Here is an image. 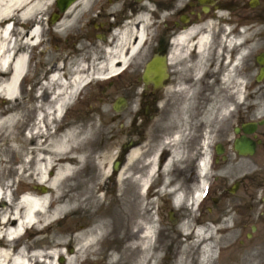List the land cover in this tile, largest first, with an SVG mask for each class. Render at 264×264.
I'll use <instances>...</instances> for the list:
<instances>
[{
	"label": "flooded vegetation",
	"instance_id": "obj_1",
	"mask_svg": "<svg viewBox=\"0 0 264 264\" xmlns=\"http://www.w3.org/2000/svg\"><path fill=\"white\" fill-rule=\"evenodd\" d=\"M65 1L21 0L0 15L11 55L25 57V80L57 72L64 81L91 83L63 107L60 131L103 120V106L113 111L121 99V164L139 148L130 173L144 178L146 161L156 156L151 192L182 188L186 209L176 220L224 238L213 264H224L223 255L231 260L225 264H264V64L257 62L264 53V0ZM200 25L209 30V44L198 67L184 47L189 39L180 38ZM226 33L235 42L227 48L221 42ZM122 35L124 61L116 59L109 72L103 66ZM23 99L21 107L31 112L49 104L48 98ZM176 158L187 173L172 163Z\"/></svg>",
	"mask_w": 264,
	"mask_h": 264
},
{
	"label": "bare ground",
	"instance_id": "obj_2",
	"mask_svg": "<svg viewBox=\"0 0 264 264\" xmlns=\"http://www.w3.org/2000/svg\"><path fill=\"white\" fill-rule=\"evenodd\" d=\"M19 1L21 0H0V15L7 14V12ZM134 33L137 34L140 40L142 32L139 30L134 31ZM126 38L127 35L118 37L120 44H118L116 50L111 52L113 57L109 58L105 64V68H107L109 72H114L116 70L114 63L116 59H120L121 62L124 61L121 45ZM191 38L192 40H190ZM180 40L183 43L188 40L184 47L187 50L190 49L191 51L194 49L196 51L197 59L195 66L199 67L208 49V28L205 25L192 27L182 34ZM221 41L225 46L234 45V41L231 38L227 39L225 36ZM11 49L8 32H0V98L4 99L2 101L3 103L5 101H15L18 98V91L21 88L20 80L25 73L26 64L24 55L12 56ZM134 49L135 46H130V50ZM24 78L26 77L24 76L23 79ZM46 79V82L41 84V88L47 93L46 96L49 99V104L45 105L46 107L43 110L33 115V125H35L36 133L30 137V140L36 141L37 146L44 148V150L36 151L35 155L31 152V158L25 162L28 164L33 160V169L29 171L28 165L25 164L20 167V173H26L25 177L33 178L39 184L52 187L56 192V188L65 179L75 173V167H73V165L82 162L83 156L75 152V149L68 148L67 141L65 140L68 136H71L73 132L75 133L77 128L69 129L65 132H58L57 135L51 136V134L47 133L48 128L42 130L43 123L50 125L54 120L61 117L63 107L74 93L82 89L85 85V80L75 78L69 82L64 81L58 76L57 72L49 74ZM40 96L41 94L38 97ZM20 109L22 108L11 110V112L6 107L0 108L1 142L11 139L10 136L15 125L23 124L25 120L28 121V116L24 118L19 116L18 113ZM14 111L16 113H14ZM81 130H85V128ZM26 137L28 138V136ZM43 137L45 139L41 141L40 139ZM111 150L110 147L107 148L106 157H102L96 162V166L99 169L100 180L96 189L97 193L102 185H106V179H109L114 173L111 166L114 156ZM14 153L20 157L25 156V154L15 146L9 149L8 156L10 157ZM139 154L140 149L137 147H133L127 153L124 164L116 173L115 179L119 186H122L128 181L130 177V168L138 163ZM155 162L156 156L147 161L149 167L148 178H150L154 172ZM205 167L206 159L204 158L200 163V168L204 171ZM148 178L143 179L137 176L133 178V180L140 183L141 196L149 183ZM121 193L123 195V192ZM122 195L119 194V196ZM200 198L201 192L199 190L194 198L195 202ZM13 199L11 183L8 182L3 189H0V264H31L32 256L28 254V250L32 245H29L25 240V229L35 228V232L40 234L45 227L50 226V224L58 220L62 215L68 213L69 210L74 212L77 211L79 207L76 205L69 208L68 205L63 204L57 206L53 211L48 212L49 198L47 194L26 192L20 195L14 203H12ZM184 200L183 195H178L175 198V203L179 204ZM3 204H6L5 208L2 207ZM123 204L127 206V221L125 224L126 244L124 251L131 257V262L129 264H155L157 247L151 242L155 235L156 223L152 213L147 208V203L141 205L138 208V212L135 206L129 205L124 199ZM99 216L97 220L98 224L95 228L90 230L81 228L71 234L67 232L65 234L56 233L51 235L49 237L51 243L47 246L49 251L45 254H41L43 257L41 264H82L87 254L92 252L94 254L96 251V245L104 236L103 230L109 232V228L112 225L117 228L123 221V213L117 207L113 209L105 208ZM41 224H43L42 227H40ZM187 230L188 227L186 224L178 228L179 234L185 237L191 233H187ZM113 231L115 230L113 229ZM202 233L200 229L193 232L194 242H198L199 239L202 238ZM45 238L46 237L38 235L35 239V244L44 241ZM187 246V240L185 239L181 250L182 253L185 252ZM63 248H66L65 252L62 250ZM36 256H39V254H36ZM184 260V257H181L177 260L176 264H186ZM110 261H114V256L110 258Z\"/></svg>",
	"mask_w": 264,
	"mask_h": 264
},
{
	"label": "rangeland",
	"instance_id": "obj_3",
	"mask_svg": "<svg viewBox=\"0 0 264 264\" xmlns=\"http://www.w3.org/2000/svg\"><path fill=\"white\" fill-rule=\"evenodd\" d=\"M228 36V35H226ZM261 44L257 45V49L261 48ZM197 58V53L193 49L192 51ZM46 77L42 79H28V84L31 86V91L34 93L31 94H21L18 102L15 101H5L2 102L4 99L0 98V108L6 107L7 109L10 106H16L17 104L19 107L23 106L24 97L32 95L36 101L40 99L47 98L45 90L41 88V83L46 82ZM26 91V90H21ZM49 91V90H48ZM41 94L40 97H38ZM23 101V102H22ZM22 108V107H21ZM16 113V112H15ZM29 115H28V114ZM102 113L105 117V122L95 120L91 127L85 130H78L75 133H72L71 136H68L65 140L67 141V146L70 149H75V152L78 154H82L83 161L77 165H73L75 167V173L65 179L56 189V192L52 187H47L48 190V212L53 211L57 206H61L63 204L68 205V207L78 206L77 211H70L65 215H62L58 220L54 221L50 226L44 228L40 234L35 232V228L27 229L26 231V240L29 245H32L31 248L28 250V254L33 251L36 247L43 248L44 246H48L51 243L49 237L56 233L65 234L70 232V234L78 229H85L90 230L95 225L96 221L99 219V215L102 214L105 208L113 209L118 208L123 213V221L119 227L116 228L112 225L109 228V232L103 230L104 236L101 241L96 245V251L90 254H87L85 257L86 259L82 262V264H129L131 262V257H129L126 252L124 251V247L126 244V237H125V224H126V216H127V209L123 204V199L129 205L135 206L138 212V208L141 205H145L147 203V208L152 213L153 217L155 218L156 229H158V225L162 227L163 232H167L164 234L162 231L157 238L156 244L160 243L164 245V248L161 249L160 247L157 248V258L155 260V264H176L177 260L181 257H184V262L186 264H213L212 260H206L202 262L201 256H199L200 252V245L204 241L205 232L202 230V238L199 239L198 242H194L193 232L198 230H192L187 225L188 230L187 233L191 232L192 235H187L184 237L182 234H179L178 228L183 224L182 221L180 223H172L168 220L170 213L173 211L175 213L181 214L184 217V211L182 209L186 208L185 202L181 203L179 207L174 206L172 192L169 194L168 192H161L157 194V191L151 192L147 190V196L151 197L148 200L140 195L138 184L135 183L134 185H129L125 182L122 186H119L114 179H106V185H102L98 193L96 192L97 186L100 182L99 180V169L96 166L97 160L101 159L102 157H106L107 155V148H111L112 155L120 159V149L122 147V129L120 126L121 123V113H117L116 115L112 116L111 111L109 110L108 106H103ZM19 116L25 117L28 116V121L23 124H17L12 129L11 139L5 140L4 142L0 141V187L3 189L5 185L10 182L11 189L16 192V200L19 197V193H26L29 192L31 187L37 185V181L33 178H27L26 173H20V167L23 165H28L29 171H31L34 167V162L31 160L28 164L25 162L29 158H31V152L35 155V152L38 150H44L37 146L36 141L30 140V138L26 137L24 130L26 127L31 125V120H33V116L30 111L25 110L24 108L19 110ZM32 116V117H31ZM97 117V116H96ZM112 122L107 123V121ZM30 120V121H29ZM48 128L49 134L51 136L57 135L58 129V119L54 120L50 125H45ZM110 134H115L114 137L110 138ZM116 138V140H111ZM45 139L44 137L40 139L41 141ZM45 144V143H44ZM17 147L25 156L20 157L18 155H11L8 156L9 149L12 147ZM211 149V143H206L203 150V156L208 154L209 150ZM32 154V156H33ZM186 157L185 154L181 155V159L184 160ZM188 158V153H187ZM186 162V160H184ZM176 163V168H183L184 165L183 161L177 159L174 161ZM183 174L187 173L186 169ZM164 175L167 173L164 169ZM166 176V175H165ZM8 177V178H7ZM131 177V175H130ZM129 177V178H130ZM7 178V179H6ZM128 178V179H129ZM156 175H154V178ZM42 185V184H41ZM45 186V185H42ZM178 190L177 192H181L182 188H175ZM123 192V195L122 193ZM121 194L122 196H119ZM169 194L171 197V204L166 205L165 196ZM104 195V197H103ZM14 197V196H13ZM95 197V201H94ZM142 197L145 201L142 200ZM103 198V199H102ZM13 199V202H15ZM146 202V203H145ZM3 208L6 207V204H3ZM182 210V211H181ZM94 224L92 227L91 225ZM43 224L40 225L42 227ZM89 226L91 228L86 227ZM113 229L115 231H113ZM46 237L44 241L38 242L35 244V239L37 236ZM187 240V248L185 252H181L184 244V240ZM219 240V241H218ZM212 241V249L214 246V241ZM228 239L226 242L228 243ZM224 243V238L218 236L216 240V247L218 245ZM63 252L66 251V248L62 249ZM159 250V251H158ZM71 251V250H69ZM214 252V250H212ZM184 254V255H180ZM30 255V254H29ZM114 256V261L111 262L110 258ZM227 255H223L224 264L230 260V258H226ZM222 257V255H220ZM33 259L35 257L33 256ZM219 260V259H218ZM221 260H219L220 262ZM231 261V260H230ZM61 262V259H60ZM221 263V262H220ZM222 264V263H221Z\"/></svg>",
	"mask_w": 264,
	"mask_h": 264
},
{
	"label": "water",
	"instance_id": "obj_4",
	"mask_svg": "<svg viewBox=\"0 0 264 264\" xmlns=\"http://www.w3.org/2000/svg\"><path fill=\"white\" fill-rule=\"evenodd\" d=\"M210 1H211V0H199V3H200V4H203V3H209ZM257 60H258L259 63H264V54H261V55L257 58ZM41 190H42V192L45 191L44 188H42Z\"/></svg>",
	"mask_w": 264,
	"mask_h": 264
}]
</instances>
